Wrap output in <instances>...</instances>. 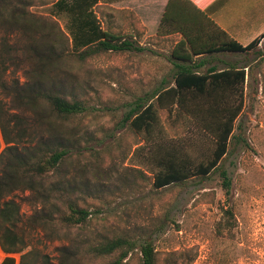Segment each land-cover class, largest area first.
<instances>
[{
  "label": "rangeland",
  "instance_id": "374dc122",
  "mask_svg": "<svg viewBox=\"0 0 264 264\" xmlns=\"http://www.w3.org/2000/svg\"><path fill=\"white\" fill-rule=\"evenodd\" d=\"M96 2L93 12L101 27L131 35L143 51L107 53L74 65L68 83H64L89 109L80 119L77 134L82 152L65 165L62 177L65 184L78 186L93 216L87 235L120 228L136 239L151 242L160 257L185 251L178 264H264V46L259 47L260 55L245 57L250 67L243 108L217 169L205 178L154 190L150 173L140 165L148 146L123 120L136 100L172 83L167 60L170 49L158 41L154 27L141 26L138 12L127 0ZM33 11L48 16L50 5ZM55 20L67 34L69 20ZM9 57H3L7 80L16 79L22 85L29 70L25 56L17 52ZM54 80L56 85L61 82ZM13 96L7 107L18 121L20 148L67 136L65 126L13 102ZM159 117L167 138L184 143L193 160L208 157L211 138L193 122L181 120L172 126L165 112ZM138 146L144 147L142 155L133 156ZM221 171L232 182L228 196L221 187ZM8 197L19 206V221L12 230L26 245L24 252L34 250L35 263L58 264L59 249L73 250L81 241L82 236L74 230L67 236L55 234L45 217L51 209L36 194L17 190ZM229 207L234 217L230 233L220 226Z\"/></svg>",
  "mask_w": 264,
  "mask_h": 264
},
{
  "label": "trees",
  "instance_id": "16d2710c",
  "mask_svg": "<svg viewBox=\"0 0 264 264\" xmlns=\"http://www.w3.org/2000/svg\"><path fill=\"white\" fill-rule=\"evenodd\" d=\"M96 4V0H0V129L5 143L0 155L3 165L0 201L17 190L32 192L49 205L51 211L45 216L46 223L55 234L67 236L74 230L82 236L73 250L59 249L58 264H178L184 259L185 251L160 257L151 242L136 239L120 228L87 235L93 216L85 198L76 184L62 181L65 165L82 152L77 134L80 119L89 113L86 102L64 84L68 83L71 67L107 53L143 51L131 35L104 30L93 12ZM47 5H50L48 16L33 11ZM61 17L70 22L67 34L55 20ZM171 34L180 35L181 40L169 54L183 62L215 53L260 55L259 47L264 46V33L246 46L239 44L190 0H168L155 36ZM9 39L14 42L9 43ZM17 52L25 56L29 66L22 85L16 79L7 80L8 67L3 58ZM249 67L207 73L181 69L173 77V86H163L134 102L123 122L142 136L148 146L144 155L143 146H138L132 155H142L140 165L150 173L152 189L205 178L217 169L227 154L235 122L243 108ZM54 78L60 84H54ZM11 96L13 102L27 110L65 126L67 136L40 142L33 148H20L18 121L7 107ZM160 112L167 114L172 126L181 120L191 121L210 136L212 149L208 157L195 161L184 143L167 138ZM94 154L98 155L99 151ZM219 176L228 196L232 182L225 171ZM0 206L5 227L0 234L2 249L5 253H20V264H37L34 250L24 252L23 240L10 229L19 221L16 218L19 206L12 199ZM223 213L225 223L220 226L230 233L234 227L232 209L229 207Z\"/></svg>",
  "mask_w": 264,
  "mask_h": 264
},
{
  "label": "crops",
  "instance_id": "0c3cea01",
  "mask_svg": "<svg viewBox=\"0 0 264 264\" xmlns=\"http://www.w3.org/2000/svg\"><path fill=\"white\" fill-rule=\"evenodd\" d=\"M137 13L141 26L154 27L157 31L162 14L168 0H127ZM201 8L221 30L226 32L239 44L246 46L264 33V0H190ZM136 9V10H135ZM156 34V32H155ZM158 41L169 47L167 60L171 65L173 77L181 69H188L196 73L210 71L222 72L227 69H239L247 66L245 57L249 54L215 53L207 56L193 57L190 61H180L170 56L181 37L178 34L156 37ZM5 149V143L0 129V155ZM10 199L0 201V205ZM1 208V206H0ZM4 224L0 218V234H3ZM11 231L12 228H10ZM16 235H18L16 233ZM20 253H5L0 245V264H20Z\"/></svg>",
  "mask_w": 264,
  "mask_h": 264
}]
</instances>
